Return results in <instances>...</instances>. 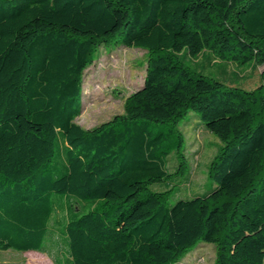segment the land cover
Instances as JSON below:
<instances>
[{
  "label": "trees",
  "instance_id": "trees-1",
  "mask_svg": "<svg viewBox=\"0 0 264 264\" xmlns=\"http://www.w3.org/2000/svg\"><path fill=\"white\" fill-rule=\"evenodd\" d=\"M111 42L145 50L146 75L85 130L83 73ZM207 54L264 66V0H0V250L49 255L60 236L65 264H176L205 242L215 264L264 263V74L244 90L183 61ZM189 112L220 141L212 187L170 204L150 186L186 168Z\"/></svg>",
  "mask_w": 264,
  "mask_h": 264
},
{
  "label": "rangeland",
  "instance_id": "rangeland-1",
  "mask_svg": "<svg viewBox=\"0 0 264 264\" xmlns=\"http://www.w3.org/2000/svg\"><path fill=\"white\" fill-rule=\"evenodd\" d=\"M210 55L198 56L196 59L185 55L183 61L194 71L230 86L253 90L261 84L264 66L257 64L236 66L228 63L224 65L218 60H213ZM146 66L147 53L141 48L127 47L122 43L113 42L100 46L92 65L83 73L81 108L74 122L83 129L90 130L115 117L124 116L125 101L142 86ZM177 127L183 136L182 153L186 168L176 181L167 180L162 184L150 186L152 191L158 192L170 188L168 194H174L170 198V204L175 198H187L196 193L203 194L212 187L206 181L207 170L220 146V141L200 123L199 116L195 112H189ZM166 163L168 172L177 176L181 166L176 153L169 155ZM63 218L62 212L56 211L51 222L55 230L59 229L60 225L57 222L60 223ZM57 240L59 246L49 255L33 251L0 250V264H65L64 260L67 258L65 246L60 236ZM60 252L62 258H59ZM215 262L216 248L212 244L199 242L176 264H215Z\"/></svg>",
  "mask_w": 264,
  "mask_h": 264
}]
</instances>
